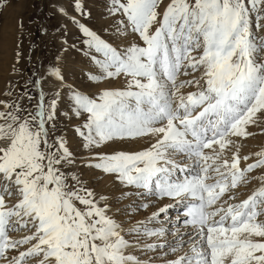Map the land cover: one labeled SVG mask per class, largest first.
<instances>
[{"label": "snow or ice", "instance_id": "snow-or-ice-1", "mask_svg": "<svg viewBox=\"0 0 264 264\" xmlns=\"http://www.w3.org/2000/svg\"><path fill=\"white\" fill-rule=\"evenodd\" d=\"M7 8L0 264H264V0Z\"/></svg>", "mask_w": 264, "mask_h": 264}, {"label": "rangeland", "instance_id": "rangeland-1", "mask_svg": "<svg viewBox=\"0 0 264 264\" xmlns=\"http://www.w3.org/2000/svg\"><path fill=\"white\" fill-rule=\"evenodd\" d=\"M14 18H15V10L12 8H7L2 13H0V26H2L3 31L7 33L9 37L14 32ZM25 43L27 44V42ZM9 78L10 77L8 76V73L6 71V65L4 63H0V90L4 88L5 81ZM260 139L262 138L257 137L256 141L260 143L261 141Z\"/></svg>", "mask_w": 264, "mask_h": 264}, {"label": "bare ground", "instance_id": "bare-ground-1", "mask_svg": "<svg viewBox=\"0 0 264 264\" xmlns=\"http://www.w3.org/2000/svg\"><path fill=\"white\" fill-rule=\"evenodd\" d=\"M255 141L253 140H249L248 141V149H246V151L248 150H254L255 146L260 144V143H264V138L260 139V143H258V141H256V139H254ZM258 140V139H257Z\"/></svg>", "mask_w": 264, "mask_h": 264}]
</instances>
